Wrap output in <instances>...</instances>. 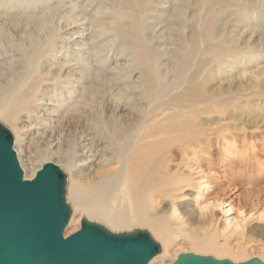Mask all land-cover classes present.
Segmentation results:
<instances>
[{"label":"bare ground","instance_id":"obj_1","mask_svg":"<svg viewBox=\"0 0 264 264\" xmlns=\"http://www.w3.org/2000/svg\"><path fill=\"white\" fill-rule=\"evenodd\" d=\"M53 1L46 9L44 0H0V122L13 131L15 145L32 122H57L45 131L46 145L38 152L63 175L68 222L78 210L87 224L109 235L146 229L158 246L147 264L163 262L174 248L212 253L218 260L229 256L234 263L247 256L211 222L199 219L193 226L179 203L189 187L199 188L196 198L211 187L208 179H192L196 160L188 154L213 143L227 150L236 135L230 128L243 131L248 123L257 127L264 122V57L258 48L264 42V21L257 24L264 16V0H167L161 9L156 0H108L109 6L88 0L97 10L89 9V15L83 10L90 29L83 37L89 41L77 45L99 62L119 41L115 52L127 57V72L134 73L126 85L99 63L74 67L80 64L76 54L66 61H73L72 66L41 69L39 61L58 35L52 19L66 6ZM158 10L159 15L151 14ZM64 14L69 20L71 14ZM122 84L129 89L126 96ZM63 95L67 98L58 100ZM40 111L44 115L38 116ZM53 140L57 144L49 148ZM84 140L93 146L92 157L106 158L82 172L74 168ZM18 158L24 177L31 179L36 167L28 171ZM164 202L167 206L159 209ZM255 249L264 263V244Z\"/></svg>","mask_w":264,"mask_h":264},{"label":"rangeland","instance_id":"obj_2","mask_svg":"<svg viewBox=\"0 0 264 264\" xmlns=\"http://www.w3.org/2000/svg\"><path fill=\"white\" fill-rule=\"evenodd\" d=\"M32 1H35V0H32ZM50 1L54 2L53 0H47V1L44 0L43 6H45L46 9L49 6H51ZM55 1H58V0H55ZM59 1H61V3L63 2L62 6H65V5L66 6L63 7L64 8L63 10L61 7L60 10L62 11L58 10L57 11L58 16H54L52 19V21H54L53 25L58 26L57 27L58 35L53 41V44H52L54 45L53 49L45 53V56L42 57L43 59L42 58L40 59L38 65L40 66L41 64L40 66L41 69L46 70L48 67L56 68L55 65L57 67H60L61 65H63L62 69H64L65 66H72L73 61L71 62H66V61L69 57L72 56L71 54H76V56L80 59L79 61L80 64L74 65V67L79 66L81 68V67H84V65L86 66L88 64H93V65L100 64L107 72L109 71L110 73H115L114 77L120 78V81H122L123 83L132 79L134 73L127 72L128 70L126 68L128 64L127 57H124L123 56L124 54L115 52L117 50L116 47L119 45V41H116L117 42L116 44L115 43L112 44L113 47L112 46L111 47L114 49H111V47L109 48L110 53L108 52L107 58L106 57L103 58L104 55H102V57L100 58L102 60H100L99 62H96L97 60L94 59L92 55H89L88 58L86 57L87 51L84 48L85 46L83 45L78 46L79 43H82V42L85 43L86 41H89L88 39H85L83 37L85 36V34H87L90 31L89 20L86 18L89 16L85 17L83 15V13H85L83 12V10L87 8L86 15H89L87 14L88 11L89 13H91L90 12L91 9H92L91 10L92 12L96 11L97 8L94 7V5L98 3L97 0H93V2L95 1L94 2L95 4L92 2L91 5H88L87 3L88 0H59ZM98 1L101 5H104L105 3V6H109L108 0H107L108 2L106 0H98ZM156 1L160 2L157 5L158 9L164 8L168 4L167 0H163V1L156 0ZM156 1H154V3L157 4ZM82 6H85V7H82ZM68 9L71 11H73L74 9V11L71 12ZM159 12H161V10H158V12L153 11L151 12V14L154 16H157L159 15ZM64 13L71 14L69 20H66V17H65L66 15ZM261 15H262L261 19L259 17L258 19L259 22H257V24H263L264 16L263 14ZM96 17H99V15H97ZM151 20L155 21L156 19L150 18L149 21ZM63 21H64V24H63ZM68 23L70 24L67 25ZM160 25L161 24H159L158 27L156 26V30L159 29V31L161 32L162 27ZM254 29L256 30L257 26H255ZM255 30H253V32L250 34V39H249L250 42H252L253 37H255V34L257 31ZM12 34L13 32H10V36ZM64 38H67V40H64ZM112 38L114 40L116 39L115 37H112ZM74 42L76 43V46L74 45L75 44ZM85 44L87 45V42ZM159 45L162 50L164 45H162L161 43ZM261 47L262 49H261L260 54H261V57H264V42H262V46L258 48H261ZM167 48H170V46H168ZM258 48L256 50H258ZM10 53L11 52H8V54ZM49 59L52 62L49 61ZM103 61L104 63H102ZM105 61L106 62L110 61L109 62L110 64L105 63ZM124 61H126V64L124 63ZM114 66L121 67L122 69L112 70V67ZM124 71L127 74L124 73ZM124 74L127 75L126 78L123 77ZM99 78L101 77L99 76ZM110 84L111 82L107 83V85H110ZM126 84L127 82L125 83V85ZM74 85L76 86V84ZM122 87L124 89L123 95L124 96L128 95L129 89L127 88L128 90H126V87L124 85ZM109 94L110 92H105V95L108 96V99L110 97ZM65 98H67V95L60 96L58 100L63 101V99ZM74 98L69 99V100L71 101ZM50 103L57 105L58 102H50ZM50 103H47V104H50ZM63 106L64 105L62 104L60 107L62 108ZM49 109L50 108H48V110ZM38 110L39 109L35 110V113L38 112ZM49 112L51 113V111ZM39 115H44V114L42 111H40V113H38V116ZM203 116L205 117L206 115H203ZM241 116H244V114H242ZM21 120H23L24 122L26 118L22 117ZM34 123L35 122H32L33 125L31 127L30 126L28 127L30 129L21 135L22 140L18 144L15 145V140L13 142V138L15 139L13 131L11 130L9 126H5L2 124V122H0V127L5 129L9 133V137L12 140V147H13V150L17 158L20 157L24 168L26 167L28 171H30L33 167L34 168L36 167V169L38 170L39 167H42L43 165L47 163H52L56 166L54 161H49L47 163L43 162L41 160L42 158H41L40 152H38V149L43 148V147L45 148V146H43V144L46 145V142H45L46 140L44 141L45 136H46L45 131L51 128L50 125L52 124L54 126L57 125V122H54V123L51 122L50 125L43 124L41 126L38 125L39 123L36 125ZM37 126L39 127V129H41L44 126L45 130H43L42 132V130H38ZM230 130L233 131L234 135L236 134L233 138L229 139V141L232 140L234 143L230 145L229 147L230 149L228 148L227 150H225L222 145H217L216 143H213L209 147H203V150L201 152H196L195 154H192V153L188 154V156L191 158L194 156L193 159L196 160L195 164L192 165L191 167L192 173H193V175L191 176L192 179L193 178L194 179H205V180L208 179L207 183L211 187L209 188L210 190H208V192L198 193L200 194L198 195L199 196L198 198H196L195 196H196V193L199 191V188L194 187V186L189 187L188 190L183 191L184 196H182V198L180 199L179 205L182 207L183 212L185 213L184 214L185 217H187V214H189L190 215L188 217L190 218L189 220L191 221L194 220L195 223L193 226H197V221L199 219L200 221H205L207 223L211 222L209 223V225H211V227L216 229L217 231L221 232L223 235L222 238H225L226 241L230 245L245 249L247 252V256H244L242 259H239L237 263L245 262L253 258H256L261 261L263 256L261 257V255H259L260 252L257 249H255V246L258 244H264V122L260 121L259 126L257 125V127L254 126L252 123H248L245 126L243 131L239 129H231V128ZM63 131H62V134H63ZM57 141L58 140L56 141L53 140L49 148H54L57 144ZM88 143L90 144V141L88 140L87 141L84 140L81 142V144L85 145V148L82 151V155L77 157L78 162H76V167L74 168V169H77V167H81L82 172H85L86 170L88 171L91 170L94 164L98 163L99 160L106 158L105 155L101 159H100V156L96 157V155L92 157V153L94 152L93 146L91 147ZM30 154H31V157L34 155L33 158L34 157L36 158L33 160H30L29 158ZM52 158L56 160L54 156ZM18 161L21 166L19 158H18ZM22 173H23V178L28 179L24 177V170H22ZM76 174L78 175L79 173L76 172ZM61 177H62V185H63V175L62 174H61ZM229 179L230 180L232 179L231 181L234 183L232 184V182H229L230 181ZM233 179H235V181ZM218 180L221 181L219 184H217ZM198 187H200V185ZM165 206L167 205H165V202H164V205L160 204L158 208L159 209L165 208ZM71 215H72L71 216L72 222L69 223L68 222L69 211H68V219L63 229L64 237L78 230L84 223L87 224L82 219V216H81L82 214L80 211L78 210L75 212L73 211ZM140 233L146 234L149 237V232H147L146 229L145 230L143 229L142 231H136L133 234L124 235V236H136V235H139ZM155 241L158 242L157 240ZM171 251H169L170 253L167 255V257H165L164 261L159 264H170L172 261L171 258L175 257L176 259V257L181 253H191L192 254V252H188L187 250L181 249V248H174V249H171ZM197 254L199 255V253ZM200 256H210V257L215 258V256L212 253L200 254ZM221 258L219 260L232 261V259L229 256H224Z\"/></svg>","mask_w":264,"mask_h":264},{"label":"water","instance_id":"obj_3","mask_svg":"<svg viewBox=\"0 0 264 264\" xmlns=\"http://www.w3.org/2000/svg\"><path fill=\"white\" fill-rule=\"evenodd\" d=\"M67 219L58 168L47 163L24 179L9 133L0 127V264H147L157 251L146 234L117 237L85 223L64 237ZM170 264L264 263L181 253Z\"/></svg>","mask_w":264,"mask_h":264}]
</instances>
